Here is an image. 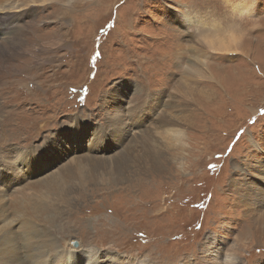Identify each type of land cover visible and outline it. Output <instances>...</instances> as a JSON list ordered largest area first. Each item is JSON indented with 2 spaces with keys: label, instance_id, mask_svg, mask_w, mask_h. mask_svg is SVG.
I'll return each instance as SVG.
<instances>
[{
  "label": "rangeland",
  "instance_id": "1",
  "mask_svg": "<svg viewBox=\"0 0 264 264\" xmlns=\"http://www.w3.org/2000/svg\"><path fill=\"white\" fill-rule=\"evenodd\" d=\"M232 1L29 3L0 46V260L33 230L62 263L264 264V0Z\"/></svg>",
  "mask_w": 264,
  "mask_h": 264
},
{
  "label": "bare ground",
  "instance_id": "2",
  "mask_svg": "<svg viewBox=\"0 0 264 264\" xmlns=\"http://www.w3.org/2000/svg\"><path fill=\"white\" fill-rule=\"evenodd\" d=\"M34 1L35 0H0V30L3 28L9 29V30L15 29L13 32V35L15 36L12 39V41L11 40L8 42L5 41V43H2L0 45L2 48L1 49L2 55L6 56V58H11L10 55H13L14 57V54H16L17 51H19L22 48V46L25 44V41L22 42L21 39L23 38H21V36L25 35L26 33L25 30L31 26V25L29 26V24L31 23L32 25H36L33 22L34 20L27 22V24L25 25H19V21L21 20V18L25 17V15H28V14L30 15L33 12L29 3L34 2ZM44 1H49V0H43V2ZM54 1L56 3L63 2V0H54ZM232 2H231V7L233 9L238 10V12L240 11V13L248 12L249 5H250L248 2H244V0H235L233 4ZM60 6H61V11L62 9L64 10L66 8L61 4ZM54 9L60 10V8L59 9L54 8ZM189 19L186 18L185 21L187 22V20ZM34 27H35V30H32L30 28L28 29H30L32 33H35L37 31L36 30L37 27L36 26ZM4 34L9 35L10 31L4 32ZM44 34H47V32L44 31ZM0 35H1V32H0ZM2 38L3 37L0 36V39ZM45 39H48V37L47 38L45 37ZM205 40H204V43L212 51L237 52L239 51L238 49H240V40L239 38H236V37H227L224 39H219L217 41L210 40V39H207L206 41ZM172 137L174 138L178 137L177 133L173 132ZM46 185H48V183ZM263 196L264 194L260 195V197H263ZM248 227L249 226L247 225L246 229H248ZM252 230L254 232V235H250L252 239L253 237H255V240H257V242L264 241V212L259 216L256 222L253 224ZM247 231L248 230H246V232ZM23 240L26 243H25V247L23 248L24 252H23L22 257H20V259L18 258L19 261H16V259H12V260H2L1 259L0 264H98L97 262L98 260L96 261L97 252L90 251L89 253L85 255L75 256L74 255V251H76L75 249H70V250H67V252H65L64 255H65L66 262L62 263L61 259H59L61 257L60 256L61 254L59 255V252L57 251L58 249L57 248L49 249V246L51 244L40 239V237L37 236V234L33 230H29L28 232H25L23 236ZM232 259H233L232 255L226 254L224 263L234 264Z\"/></svg>",
  "mask_w": 264,
  "mask_h": 264
},
{
  "label": "water",
  "instance_id": "3",
  "mask_svg": "<svg viewBox=\"0 0 264 264\" xmlns=\"http://www.w3.org/2000/svg\"><path fill=\"white\" fill-rule=\"evenodd\" d=\"M72 245H73V247H77L78 246V242L77 241H72Z\"/></svg>",
  "mask_w": 264,
  "mask_h": 264
}]
</instances>
